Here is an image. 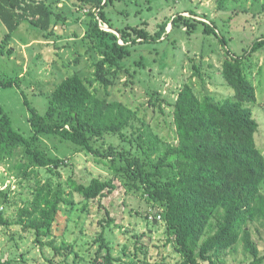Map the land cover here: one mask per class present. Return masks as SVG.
I'll return each instance as SVG.
<instances>
[{"label":"trees","instance_id":"1","mask_svg":"<svg viewBox=\"0 0 264 264\" xmlns=\"http://www.w3.org/2000/svg\"><path fill=\"white\" fill-rule=\"evenodd\" d=\"M73 1L87 16L82 39L85 51L98 54L93 59V77L85 80L75 71L62 78L48 95L44 114L24 96L30 113L29 136L12 127L11 118L0 106V154H10L21 147L27 160L20 165L24 176L34 173V168L58 173L65 162L38 144L39 136L55 135L72 144L74 151H85L98 163H104L110 177H93L85 184L69 176L68 190L60 182L52 186L49 181L36 180L29 205L19 210V221L25 228L33 229L39 240L52 231L60 207L73 205L74 192L84 200L99 198L112 192L116 187L114 180L118 179L127 191H140L150 206L157 207L154 218L161 219L167 243L180 256L176 264H226L225 254L237 245L252 257L247 264L263 263L264 252H260L252 233L264 231V154L255 142L258 122L251 108L256 102V89L249 78L254 64L245 63L264 48V35L240 55L229 48L222 50L220 75L232 89L231 97L219 100L209 93L199 95L191 83L181 87L172 103L175 142L164 141L147 129L141 131V127L128 137L126 130L134 128L137 112L106 95L123 68L122 61L131 54L130 48L140 42L167 40L168 23L171 30L185 27L188 33L202 26L203 34H213L223 46L227 45L226 37L219 35L214 22L206 21V17L197 19L194 11H189V16L180 12L167 17L155 33H150L143 21L116 29L118 35L99 25L102 22L113 28L105 13V7L113 0ZM52 5L54 0H0V21L6 28L0 54L10 51V47L3 48L23 22L37 28L45 38L55 37L53 27L66 22L67 16ZM135 64L141 66L142 62ZM94 83L102 85L105 96L97 93ZM13 85L20 87L19 77L0 78V87ZM152 95L159 101L156 91ZM0 195L7 200L5 192L0 191ZM146 214L149 219L150 214ZM3 222L0 215V223ZM112 222L108 218L107 224ZM99 242L90 264H117L118 258L112 255L102 235ZM47 245L57 253L67 252L70 247L65 242L57 246L54 239H49Z\"/></svg>","mask_w":264,"mask_h":264},{"label":"rangeland","instance_id":"2","mask_svg":"<svg viewBox=\"0 0 264 264\" xmlns=\"http://www.w3.org/2000/svg\"><path fill=\"white\" fill-rule=\"evenodd\" d=\"M54 1L52 6L67 16L66 22L56 23L53 27L55 37L45 38L37 28L23 22L3 48L8 50L10 47V51L0 54V78H20V87H0V106L11 118L12 127L25 136L32 132L24 96L31 106L44 114L48 95L55 85L75 71L85 80L91 79L93 59L98 57L93 51H85L86 44L82 39L87 16L84 12L73 0ZM222 1L113 0L105 7L106 16L115 30L145 21L146 29L155 33L167 17L180 12L189 16V11H194L197 19L214 22L219 35L226 37L227 45L223 46L213 34H203L202 26L188 33L185 27L171 30L172 25L168 23L167 40L140 42L130 48L131 54L122 61L123 68L106 95L137 112L134 128L126 130L128 137L141 127V131L147 129L164 141L175 142L172 103L185 83H191L199 95L209 93L219 100L233 95L220 75L223 51L229 48L240 55L256 38L264 35V0ZM101 27L105 29L107 25L101 23ZM5 32L0 21V47ZM138 60L142 62L141 66L135 64ZM250 62L254 65L249 78L256 89V102L251 105L258 122L255 142L264 154V48L249 56L245 64ZM196 66L201 76L197 75ZM93 87L100 96H105L102 85L94 83ZM153 90L160 97L159 101L154 100ZM142 122L144 126H141ZM112 140L118 143L115 137ZM38 144L65 162L58 173L49 172L48 168H34V173L24 176L20 165L27 160L21 147L10 154H0V191L7 194L6 201L0 195V215L4 220L0 223V264H90L99 248L100 235L108 242L112 255L118 258L117 264L178 262L180 256L173 245L167 243L164 224L158 216L154 218L157 207L150 206L140 191H127L118 179L114 180L115 189L99 198L84 200L74 192L73 205L61 206L52 231L36 240L34 230L25 228L19 221V210L29 205L36 180L49 181L52 186L60 182L68 190L69 176L85 184L93 177H110L104 163H98L85 151H74L72 144L58 136L41 135ZM31 169L27 168V171ZM146 213L150 214L149 219H146ZM108 218L113 221L110 225ZM252 237L263 253L264 231H254ZM49 239H54L57 246L62 242L69 244V251L57 253L47 245ZM251 258L240 245L225 254L226 264H247Z\"/></svg>","mask_w":264,"mask_h":264},{"label":"water","instance_id":"3","mask_svg":"<svg viewBox=\"0 0 264 264\" xmlns=\"http://www.w3.org/2000/svg\"><path fill=\"white\" fill-rule=\"evenodd\" d=\"M105 29H107V30H110V31H112V32H115V33H117V31L115 30V29H113V28H110V27H106ZM117 34H119V33H117Z\"/></svg>","mask_w":264,"mask_h":264},{"label":"built area","instance_id":"4","mask_svg":"<svg viewBox=\"0 0 264 264\" xmlns=\"http://www.w3.org/2000/svg\"><path fill=\"white\" fill-rule=\"evenodd\" d=\"M102 23V22H101ZM101 23L99 24L101 26ZM102 28V27H101Z\"/></svg>","mask_w":264,"mask_h":264}]
</instances>
